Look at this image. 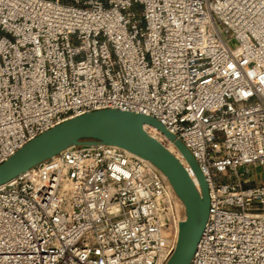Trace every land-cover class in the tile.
Returning a JSON list of instances; mask_svg holds the SVG:
<instances>
[{"label":"built area","instance_id":"1","mask_svg":"<svg viewBox=\"0 0 264 264\" xmlns=\"http://www.w3.org/2000/svg\"><path fill=\"white\" fill-rule=\"evenodd\" d=\"M102 108L156 118L197 160L189 264H264V0H0V164ZM184 219L150 160L74 145L0 185V264H165Z\"/></svg>","mask_w":264,"mask_h":264},{"label":"water","instance_id":"2","mask_svg":"<svg viewBox=\"0 0 264 264\" xmlns=\"http://www.w3.org/2000/svg\"><path fill=\"white\" fill-rule=\"evenodd\" d=\"M152 125L178 148L190 170L144 128ZM97 142L117 145L154 163L182 202L185 219L179 224L176 246L165 264H189L210 211L209 186L188 147L156 118L118 108L92 110L69 118L38 134L0 164V185L74 145Z\"/></svg>","mask_w":264,"mask_h":264},{"label":"bare ground","instance_id":"3","mask_svg":"<svg viewBox=\"0 0 264 264\" xmlns=\"http://www.w3.org/2000/svg\"><path fill=\"white\" fill-rule=\"evenodd\" d=\"M181 160L186 164V160H185L184 158L181 157ZM188 168H189V166H188ZM189 170H190V168H189ZM190 173H191L192 177L194 178L196 184L198 185L197 180H196L194 174L191 172V170H190ZM198 186H199V185H198ZM178 232H179V229L176 228V229H175V234H176V236L178 235Z\"/></svg>","mask_w":264,"mask_h":264},{"label":"rangeland","instance_id":"4","mask_svg":"<svg viewBox=\"0 0 264 264\" xmlns=\"http://www.w3.org/2000/svg\"><path fill=\"white\" fill-rule=\"evenodd\" d=\"M64 1H71V0H64ZM180 212H182V209H181V211Z\"/></svg>","mask_w":264,"mask_h":264},{"label":"crops","instance_id":"5","mask_svg":"<svg viewBox=\"0 0 264 264\" xmlns=\"http://www.w3.org/2000/svg\"><path fill=\"white\" fill-rule=\"evenodd\" d=\"M183 210V209H182Z\"/></svg>","mask_w":264,"mask_h":264}]
</instances>
